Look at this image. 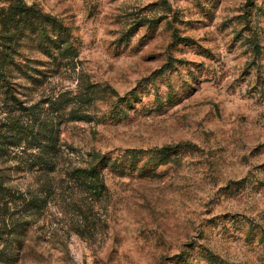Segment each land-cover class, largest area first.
Instances as JSON below:
<instances>
[{
    "label": "rangeland",
    "instance_id": "374dc122",
    "mask_svg": "<svg viewBox=\"0 0 264 264\" xmlns=\"http://www.w3.org/2000/svg\"><path fill=\"white\" fill-rule=\"evenodd\" d=\"M25 2L76 57L31 94L72 101L15 264H264V0ZM165 147L163 163L149 153ZM97 153L118 164L101 196L69 175Z\"/></svg>",
    "mask_w": 264,
    "mask_h": 264
},
{
    "label": "trees",
    "instance_id": "16d2710c",
    "mask_svg": "<svg viewBox=\"0 0 264 264\" xmlns=\"http://www.w3.org/2000/svg\"><path fill=\"white\" fill-rule=\"evenodd\" d=\"M69 38L70 30L58 18L34 4L8 0L0 7V264L18 262L28 227L54 193L50 179L59 173L65 116L61 110L72 100L34 101L31 94L44 85L49 73L75 59ZM24 46L43 56H22ZM19 89L26 92L18 93ZM95 92L90 85L83 97L90 99ZM76 113L71 108L69 119L80 118ZM169 149L149 153L163 163ZM90 157L86 168H74L69 175L84 192L101 196L103 171L118 164L98 153ZM11 174L29 181L14 185Z\"/></svg>",
    "mask_w": 264,
    "mask_h": 264
}]
</instances>
